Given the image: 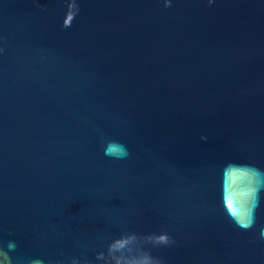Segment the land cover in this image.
<instances>
[{
    "label": "water",
    "instance_id": "95a60500",
    "mask_svg": "<svg viewBox=\"0 0 264 264\" xmlns=\"http://www.w3.org/2000/svg\"><path fill=\"white\" fill-rule=\"evenodd\" d=\"M0 264H264V0H0Z\"/></svg>",
    "mask_w": 264,
    "mask_h": 264
},
{
    "label": "clouds",
    "instance_id": "9594fccd",
    "mask_svg": "<svg viewBox=\"0 0 264 264\" xmlns=\"http://www.w3.org/2000/svg\"><path fill=\"white\" fill-rule=\"evenodd\" d=\"M121 152L123 153V149L121 150ZM106 154H112V149L111 147H109L108 149H106ZM254 221H250L248 224H244V225H241V227H244V228H250L252 226V223ZM165 238L164 237H161V240L163 241Z\"/></svg>",
    "mask_w": 264,
    "mask_h": 264
}]
</instances>
